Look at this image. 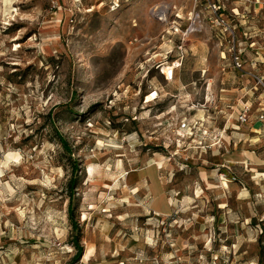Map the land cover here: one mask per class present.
I'll return each instance as SVG.
<instances>
[{
  "label": "rangeland",
  "instance_id": "obj_1",
  "mask_svg": "<svg viewBox=\"0 0 264 264\" xmlns=\"http://www.w3.org/2000/svg\"><path fill=\"white\" fill-rule=\"evenodd\" d=\"M194 5L0 0V264H264V14Z\"/></svg>",
  "mask_w": 264,
  "mask_h": 264
},
{
  "label": "built area",
  "instance_id": "obj_2",
  "mask_svg": "<svg viewBox=\"0 0 264 264\" xmlns=\"http://www.w3.org/2000/svg\"><path fill=\"white\" fill-rule=\"evenodd\" d=\"M195 5L192 9L191 13L188 16V27L186 28V32L184 35H188L198 29L201 30L202 27L211 26L219 31L221 36H226L225 41L229 46V51L232 53V60L234 68L238 70H245V60H244V53L245 47L249 45L248 42L242 44L243 41H248V38H254L256 36L245 32L238 33L235 30V26L232 23V19L229 18V15L239 16V19L246 18L244 15L240 13L239 6H233L230 10L231 13L228 15L226 13L227 4L234 3L239 4L245 8V11L248 10L249 12L254 11L256 14L262 13L264 14V0H194ZM239 2V3H238ZM241 16V18H240ZM161 18L162 16L159 15ZM162 20V19H160ZM240 21V20H234ZM245 46V47H244ZM165 75V74H164ZM168 79V77L165 75ZM174 77V76H173ZM256 84H260L264 88V77L256 76ZM250 108L248 106L243 109V113L240 114L239 120L241 122L248 121ZM260 120H264V115H260ZM189 126L188 121L181 123L180 129L187 128Z\"/></svg>",
  "mask_w": 264,
  "mask_h": 264
},
{
  "label": "bare ground",
  "instance_id": "obj_3",
  "mask_svg": "<svg viewBox=\"0 0 264 264\" xmlns=\"http://www.w3.org/2000/svg\"><path fill=\"white\" fill-rule=\"evenodd\" d=\"M168 9H169L168 4H165L164 6L160 4L153 8V14H157L158 16L161 15L162 17L161 18L159 17V19H162V21L166 22L168 20V14L166 13ZM162 70H163V74H165L168 77L167 80L173 79V76L175 74V67H165ZM151 189L155 195L156 201H158L159 200L158 197L160 195L161 189L159 188V182L155 176L152 177Z\"/></svg>",
  "mask_w": 264,
  "mask_h": 264
},
{
  "label": "trees",
  "instance_id": "obj_4",
  "mask_svg": "<svg viewBox=\"0 0 264 264\" xmlns=\"http://www.w3.org/2000/svg\"><path fill=\"white\" fill-rule=\"evenodd\" d=\"M64 146H66V143H64ZM72 180H73V179H72ZM74 183H75V180L70 181V186H71V189H72L71 196H70V202H71L72 194H73V192H74V190H73V189H74V188H73ZM74 225H75V223H74ZM75 245H76V247L78 248V252H77V254L75 255L74 258H75V259H78L79 256L81 255V252H82L83 248H82V246L79 245V241H77V243L75 242Z\"/></svg>",
  "mask_w": 264,
  "mask_h": 264
},
{
  "label": "crops",
  "instance_id": "obj_5",
  "mask_svg": "<svg viewBox=\"0 0 264 264\" xmlns=\"http://www.w3.org/2000/svg\"><path fill=\"white\" fill-rule=\"evenodd\" d=\"M3 263H5V262H3ZM3 263H2V264H3ZM7 264H10V263H9V262H7Z\"/></svg>",
  "mask_w": 264,
  "mask_h": 264
}]
</instances>
